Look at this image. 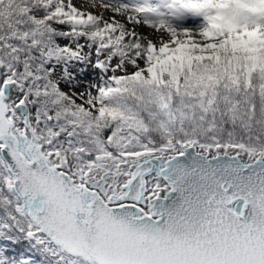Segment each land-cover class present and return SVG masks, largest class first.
Wrapping results in <instances>:
<instances>
[{"label":"snow or ice","instance_id":"snow-or-ice-1","mask_svg":"<svg viewBox=\"0 0 264 264\" xmlns=\"http://www.w3.org/2000/svg\"><path fill=\"white\" fill-rule=\"evenodd\" d=\"M0 264H264V0H0Z\"/></svg>","mask_w":264,"mask_h":264},{"label":"rangeland","instance_id":"rangeland-1","mask_svg":"<svg viewBox=\"0 0 264 264\" xmlns=\"http://www.w3.org/2000/svg\"><path fill=\"white\" fill-rule=\"evenodd\" d=\"M74 3H76L77 4V6H79L80 5V3H81V0H74ZM82 10H89V9H82ZM92 11H94V12H97V11H99L98 9H96V10H92ZM106 15H108V14H106Z\"/></svg>","mask_w":264,"mask_h":264}]
</instances>
